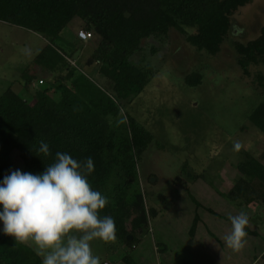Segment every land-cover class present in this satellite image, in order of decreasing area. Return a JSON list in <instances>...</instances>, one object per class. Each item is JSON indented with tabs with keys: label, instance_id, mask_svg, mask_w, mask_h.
<instances>
[{
	"label": "trees",
	"instance_id": "16d2710c",
	"mask_svg": "<svg viewBox=\"0 0 264 264\" xmlns=\"http://www.w3.org/2000/svg\"><path fill=\"white\" fill-rule=\"evenodd\" d=\"M251 1L0 0L1 21L36 32L48 41L35 55L28 73L20 78L31 98L19 95L12 85L0 95V184L10 175L4 163L14 153L23 163V172L32 174L43 173L54 162L57 151L67 152L77 160L91 157L94 171L89 181L109 199L100 215L113 217L118 247L124 250L119 259L104 264H135L131 252L149 232V220L158 211L155 207L147 209L139 182V163L155 136L121 110L123 103L133 101L145 89L152 76L150 67L135 64L132 57L142 50L144 39L164 38L174 29L197 50L215 56L229 35L233 16ZM75 19L97 39L85 65L93 70L96 67L94 71L104 78L108 92L71 63L72 52L66 54L54 47L53 43L62 39L63 30ZM79 47L78 44L75 50ZM234 49L242 74L250 76L251 66L264 65V26L257 37L235 41ZM37 70L51 74L48 87L33 89ZM256 80L263 99L250 112L249 121L264 135V75L259 74ZM185 81L189 86L199 85L202 75L188 74ZM42 140L48 143L50 156H37ZM237 168L242 176L229 191L222 192L223 197L241 207L264 204V179L258 175L259 168L252 157L248 154ZM199 219L196 215L190 236H194ZM245 231L259 235L248 226ZM161 245L156 244L158 248ZM0 264H42V257L30 244H21L4 234L2 221Z\"/></svg>",
	"mask_w": 264,
	"mask_h": 264
},
{
	"label": "rangeland",
	"instance_id": "374dc122",
	"mask_svg": "<svg viewBox=\"0 0 264 264\" xmlns=\"http://www.w3.org/2000/svg\"><path fill=\"white\" fill-rule=\"evenodd\" d=\"M81 25L79 19L72 21L63 30L62 39L53 43L54 47L66 54L72 51L71 63L108 92L104 78L94 71L96 67L93 70L85 65L97 39L93 35L80 45L77 33ZM262 26L264 0H252L233 16L229 35L215 56L197 50L174 29L167 37L144 39L142 50L132 57L135 64L150 67L152 76L145 89L133 101L123 103L121 110L155 136V142L139 163V182L146 195L147 209L155 207L158 211L149 220V232L131 252L135 264H246L249 258L253 259L254 251L264 249V204L241 207L222 195L242 176L237 164L248 154L264 179V135L249 121L250 112L263 99L256 77L264 75V65L251 66L250 76L243 75L234 49L235 41L257 37ZM47 43L36 32L0 20V95L12 85L19 95L31 98L20 78ZM78 44L76 50L70 48ZM194 72L202 75V81L189 86L185 77ZM51 78V74L37 70L33 89L48 87L47 80ZM109 94L114 97L112 91ZM237 140L243 147L234 152ZM4 166L10 174L16 170L23 172L18 153ZM195 175L198 177L194 179ZM241 210L249 216L248 227L259 234L247 233L245 251L244 247L243 252L236 254L230 248L223 251L218 246L222 254L218 258L217 253L209 252L210 245L190 237L189 229L196 215L203 220L202 232L207 229L222 235L231 228L228 215ZM217 222L221 227L218 232L213 226ZM159 242L162 243L159 247L166 246V250L157 254L154 248ZM91 247L101 264L119 259L124 253L117 240L105 243L97 239L91 242Z\"/></svg>",
	"mask_w": 264,
	"mask_h": 264
},
{
	"label": "clouds",
	"instance_id": "9594fccd",
	"mask_svg": "<svg viewBox=\"0 0 264 264\" xmlns=\"http://www.w3.org/2000/svg\"><path fill=\"white\" fill-rule=\"evenodd\" d=\"M243 144L237 140L233 151ZM37 156H50L48 143L40 141ZM94 171L91 157L74 159L67 152L55 153L54 162L41 174L12 171L0 184V221L5 235L16 242H31L42 257V264H101L93 254L91 242L117 239L110 215L100 212L109 203L95 190L89 176ZM231 230L223 237L225 245L240 252L246 245L247 212L228 215Z\"/></svg>",
	"mask_w": 264,
	"mask_h": 264
},
{
	"label": "crops",
	"instance_id": "0c3cea01",
	"mask_svg": "<svg viewBox=\"0 0 264 264\" xmlns=\"http://www.w3.org/2000/svg\"><path fill=\"white\" fill-rule=\"evenodd\" d=\"M82 28H78V30H81ZM77 30V31H78ZM85 30V29H84ZM78 38V37H77ZM79 39V41H80V45L82 44V42H84L85 40H83V39H80V38H78ZM74 48V47H76V46H74V45H70V48ZM74 50H75V48H74ZM72 52V51H71ZM208 212V211H207ZM209 213H211V212H209ZM211 214H214V213H211ZM227 221H229V220H227ZM202 225H203V220H202V218L200 217V219H199V221H198V223H197V225H196V231H195V234H194V236H190L192 239H195V240H198L200 243H202V244H205V245H210V247H211V249L209 250V252H214V254H218L219 255V257L218 258H220V256H222V254L221 253H219V251H218V249H217V247L219 246L223 251H228V247L226 246L225 247V243L223 242V237H224V235H226V234H228L229 232H230V230H231V228L230 227H228L227 228V232L228 233H226L225 232V234L224 233H222V235H219V233H215V232H213V231H210V230H205V233L204 232H202V230H201V227H202ZM216 227H215V224L213 223V226H214V228L217 230V232L219 231V230H221V227H220V224L217 222L216 223ZM218 228V229H217ZM190 230V229H189ZM225 231V229L223 228V231L222 232H224ZM216 239H218V241H216ZM263 241H264V239H263ZM221 243V244H220ZM264 244V243H263ZM264 246V245H263ZM164 248H166V246H164V247H157L156 246V248H154L155 249V252L157 253V254H160V252L158 251L159 249L160 250H162V249H164ZM254 248V247H253ZM244 251L246 250V246H245V248L243 249ZM240 252H243L242 250L240 251ZM240 252H235L236 254L237 253H240ZM263 253H264V249L263 250H259V252H257V251H254L253 253H252V258L253 259H251V258H249V260L246 262V264H264V261H263V259H262V255H263ZM215 256V255H214ZM166 264H169L168 262H166Z\"/></svg>",
	"mask_w": 264,
	"mask_h": 264
},
{
	"label": "built area",
	"instance_id": "2783aa9c",
	"mask_svg": "<svg viewBox=\"0 0 264 264\" xmlns=\"http://www.w3.org/2000/svg\"><path fill=\"white\" fill-rule=\"evenodd\" d=\"M78 36L79 38L83 39V40H87L89 38L92 37V33L90 31L81 29L78 31ZM41 81V80H40ZM42 82V81H41Z\"/></svg>",
	"mask_w": 264,
	"mask_h": 264
},
{
	"label": "water",
	"instance_id": "95a60500",
	"mask_svg": "<svg viewBox=\"0 0 264 264\" xmlns=\"http://www.w3.org/2000/svg\"><path fill=\"white\" fill-rule=\"evenodd\" d=\"M129 239H131V237H129Z\"/></svg>",
	"mask_w": 264,
	"mask_h": 264
}]
</instances>
